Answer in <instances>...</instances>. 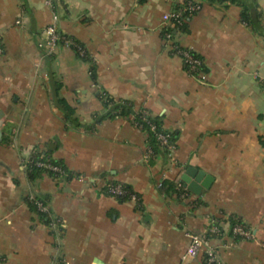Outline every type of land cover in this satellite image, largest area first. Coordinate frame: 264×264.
<instances>
[{
  "label": "crops",
  "instance_id": "crops-1",
  "mask_svg": "<svg viewBox=\"0 0 264 264\" xmlns=\"http://www.w3.org/2000/svg\"><path fill=\"white\" fill-rule=\"evenodd\" d=\"M45 1L0 0V264H180L183 225L203 234L211 223L222 228L211 239L222 264H264V37L239 19L241 6L201 0L175 37L203 59L201 81L163 40L161 16L181 0H52L60 31L89 60L64 45L53 55L39 49L51 19ZM257 4L264 24V0ZM55 82L79 127L54 104ZM102 92L160 117L176 136L171 155L146 158L148 134L129 117L93 123ZM34 149L68 175L29 179L23 160ZM188 167L211 177L190 192V207L157 187L181 182ZM108 180L130 185L140 206L103 192ZM29 195L60 219L59 234ZM230 217L251 237L234 239Z\"/></svg>",
  "mask_w": 264,
  "mask_h": 264
},
{
  "label": "built area",
  "instance_id": "built-area-1",
  "mask_svg": "<svg viewBox=\"0 0 264 264\" xmlns=\"http://www.w3.org/2000/svg\"><path fill=\"white\" fill-rule=\"evenodd\" d=\"M45 3L51 10V19L43 29V37L38 42L39 49H41L45 55H53L58 46L64 45L74 49L79 57H85L87 55L85 48L75 39L63 34L60 31L58 27L59 18L55 11L53 1L46 0ZM201 7V0H181V2L177 4L176 7L162 14L161 21L165 27V30L163 31V40L169 48L170 53L172 55H177L178 57H180L188 73L203 81L205 79L203 59L192 49L181 46L175 38L177 34L181 32V29L185 25L188 18L198 12ZM16 23H19V21L17 20ZM141 114L143 120H145L149 115L147 111H142ZM134 124L138 127L141 126V124L137 122H135ZM149 128L151 131H154L156 133L160 145L168 149V156H170L175 148V142H169L170 134L165 131L156 132V126L153 123H149ZM145 156L146 158L153 156V152L150 148H148ZM23 162L25 167L28 164H35L38 167L51 171L54 178H60L65 175V170L58 164H54L48 161H37L34 163L31 158L30 152L26 155ZM79 178L82 179V176H79ZM176 182L177 188L180 191L181 200L190 207L191 199L189 190L181 182ZM159 184L160 183L158 182V185ZM108 191L111 194H124V190L119 185H109ZM28 198L32 200L33 203H35L36 207L39 210H46V206L41 201L36 200L33 195H29ZM130 199L137 200V197L134 194H131ZM48 226L51 231L55 232V235L59 234V232L61 231V222L59 221V219L52 221ZM221 229L222 228L217 223H211L206 228V231L203 234H198L183 225L184 234L188 238L189 242L186 250L180 257V264H190L191 261L198 256L202 257L203 264H222L219 258L218 249L216 248V246L211 244V239L213 237H217L221 232ZM231 231L233 236L237 235L240 238L251 237L250 229L245 224L239 222H235L232 225ZM2 261L3 259H0V263ZM50 264H65V262L60 260Z\"/></svg>",
  "mask_w": 264,
  "mask_h": 264
},
{
  "label": "trees",
  "instance_id": "trees-1",
  "mask_svg": "<svg viewBox=\"0 0 264 264\" xmlns=\"http://www.w3.org/2000/svg\"><path fill=\"white\" fill-rule=\"evenodd\" d=\"M227 1L234 2L238 4L239 6H241V11L239 13V19L242 22H244L246 25H248L255 35L264 37V24L262 22V13L258 9L257 0H227ZM182 30H185V25L182 27L181 31ZM82 58H84L85 60H89L88 55ZM90 73L92 77L94 78L95 73H94L93 66L90 67ZM59 88H60V84L55 82L53 86V94H52L54 104L62 111L64 120L68 125L72 127H79L81 124L78 121V119L74 116V109L65 101L64 98L59 96L58 94ZM100 97L102 100L104 111L99 115H95L93 123H96L104 118H112L115 116L129 117L133 125H135L134 124L135 122L140 123L141 124L140 127L136 125L135 126L138 127L139 129L144 130L148 134V146L153 152V154L162 153L165 156L168 155V149L160 145L157 139L156 133L154 131H151L149 128V123L155 124L156 132H162V131L168 132L170 134L169 142H175L176 136L174 135V133L169 132L162 126L160 117L151 115L150 112L146 110L145 108H140V109L135 110L132 103H130L128 100H124V99L115 100L105 92L100 93ZM142 111H147L149 113V115L146 117L145 120L142 119V114H141ZM88 127L92 128L93 125L91 124ZM30 155L34 163L37 161H48V162L60 165L65 170V175H68L69 173L66 167L59 160H56L51 156L49 151H42V150L40 151V150L34 149L30 152ZM26 171H27L29 179L31 180L35 179L36 177H38L39 175L43 173L48 174L53 177V173L51 171L38 167L35 164L26 165ZM159 183L160 184L157 187L161 193L167 196L174 195L179 202H183L180 198V191L177 188L176 181L164 178V179H161ZM109 185H113V186L119 185L124 190V194L122 195L111 194L108 191ZM102 191L108 195L115 197L116 199L120 201L129 200L130 195L134 194L137 197L136 201L140 206L139 196L128 184L108 180L105 182L102 188ZM189 195H191L190 191H189ZM34 198L38 201H41L46 206V210L41 211L36 207L35 203H33L32 200H30L28 197L26 199L31 210L37 214V216L40 218V220L43 223H45L46 225H49L52 221L59 219L47 207L43 198L35 197V196ZM197 202H198V199L193 200V204H196ZM235 222L244 224L242 221H240V219L236 217H230L229 218V225H230L229 234L230 235H233L231 228ZM221 234H222V229L219 235ZM233 237L234 239L240 238L237 235ZM0 259H4V257L0 255Z\"/></svg>",
  "mask_w": 264,
  "mask_h": 264
},
{
  "label": "water",
  "instance_id": "water-1",
  "mask_svg": "<svg viewBox=\"0 0 264 264\" xmlns=\"http://www.w3.org/2000/svg\"><path fill=\"white\" fill-rule=\"evenodd\" d=\"M193 167H188L181 176L182 184L193 194L199 195L202 188H208L211 182V177L203 172L196 171Z\"/></svg>",
  "mask_w": 264,
  "mask_h": 264
}]
</instances>
